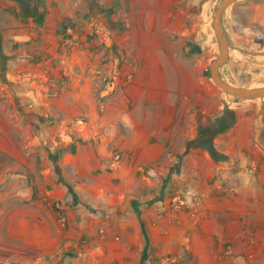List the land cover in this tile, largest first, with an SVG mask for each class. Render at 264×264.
I'll return each mask as SVG.
<instances>
[{"label":"crops","instance_id":"1","mask_svg":"<svg viewBox=\"0 0 264 264\" xmlns=\"http://www.w3.org/2000/svg\"><path fill=\"white\" fill-rule=\"evenodd\" d=\"M184 1L0 0V110L54 148L35 182L66 218L50 208L45 244L31 243L24 264H264V99L212 83ZM256 1L248 20L264 27ZM248 54L233 45L226 71ZM176 191L197 195L195 216L168 211Z\"/></svg>","mask_w":264,"mask_h":264},{"label":"rangeland","instance_id":"2","mask_svg":"<svg viewBox=\"0 0 264 264\" xmlns=\"http://www.w3.org/2000/svg\"><path fill=\"white\" fill-rule=\"evenodd\" d=\"M219 2L220 0H194L186 4L185 0L179 4L189 6V18L185 22L190 32L189 39L201 43L207 41L205 49L201 52L204 57V69L207 72L209 63L219 54L212 29L213 13ZM249 2L255 5L257 3L256 0H237L222 14L223 30L230 50L236 45L247 52L250 51V54L247 58H241L245 59L244 62L237 60L234 66L231 64L234 72L232 75L226 71L227 63L222 66L221 74L230 84L258 87L264 86V56L258 55L259 52L264 53V27L248 20L255 8V5ZM235 14L241 19L237 24L230 18L231 16L236 19ZM208 22L210 26L206 27ZM208 28L209 30H206ZM239 40L244 44H240ZM234 59H238L237 56H234ZM128 75L132 79L130 72L124 78L125 83ZM109 81L113 79L110 78ZM7 103L6 96H1L0 107L6 106ZM16 114L12 106L5 108L3 114L0 110V264H24L23 261L27 259L26 251L31 250V243H34L35 250L45 244V230L48 227L46 215L50 208L61 216L59 207L45 205L39 185L35 182V177L42 176L43 162L46 159L43 156H47L48 159L51 155L49 151H53L54 148L42 142L33 143V136H37L36 128L33 129L24 118H19ZM52 126L53 124H49L46 127ZM40 150L46 154L43 155ZM26 178H29L28 183ZM31 211L36 215L33 227L32 223L27 225L26 222V214ZM83 241L81 238L74 242L76 249L83 245ZM74 250L73 247L68 249V258H74Z\"/></svg>","mask_w":264,"mask_h":264},{"label":"water","instance_id":"3","mask_svg":"<svg viewBox=\"0 0 264 264\" xmlns=\"http://www.w3.org/2000/svg\"><path fill=\"white\" fill-rule=\"evenodd\" d=\"M237 0H220L213 13L212 29L218 44V57L208 66V75L212 83L224 94L237 100L264 99V86L242 87L226 82L220 75L219 69L227 63L230 45L227 42L222 26L223 12Z\"/></svg>","mask_w":264,"mask_h":264},{"label":"built area","instance_id":"4","mask_svg":"<svg viewBox=\"0 0 264 264\" xmlns=\"http://www.w3.org/2000/svg\"><path fill=\"white\" fill-rule=\"evenodd\" d=\"M66 43L71 44L74 40H72L73 30L70 26L66 28ZM127 82L131 81V76L128 75ZM121 162V155L116 153L114 154L108 163V166L111 169H116ZM200 206V199L192 192H184V191H176L169 196L168 199V211L172 215L186 214L188 216H195L198 212ZM66 223V218L61 216L59 218V224L64 226ZM256 244V240L254 238L249 239L248 245L252 246ZM224 257H234L236 256L234 249L231 246H228L224 249L223 252ZM252 255L248 254V258H251ZM177 258L174 256L166 255L162 256L158 259L157 264H176Z\"/></svg>","mask_w":264,"mask_h":264},{"label":"trees","instance_id":"5","mask_svg":"<svg viewBox=\"0 0 264 264\" xmlns=\"http://www.w3.org/2000/svg\"><path fill=\"white\" fill-rule=\"evenodd\" d=\"M41 21H42V15H40V16H38V17L36 18V23H37V24H41Z\"/></svg>","mask_w":264,"mask_h":264}]
</instances>
